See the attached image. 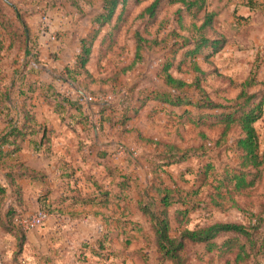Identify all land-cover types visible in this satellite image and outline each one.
<instances>
[{"label":"trees","instance_id":"16d2710c","mask_svg":"<svg viewBox=\"0 0 264 264\" xmlns=\"http://www.w3.org/2000/svg\"><path fill=\"white\" fill-rule=\"evenodd\" d=\"M53 1L56 0H51L48 4L50 7L60 5ZM91 1L87 3L90 4ZM70 3L78 8V12L80 11V3L77 1ZM4 4L12 10L14 19L12 20L22 27L25 37L23 63L19 65V69L12 70L9 81H6L9 82L8 84L5 82L7 75L5 76L1 57L3 51L12 50L13 44L12 41H8V44L4 45V42L0 40V126H2L0 129V170L4 173L6 181V187L0 184V227L16 238L19 249L25 240V229L19 223L24 212V200L22 187L18 181L27 177L35 178L37 175L13 156L20 151L26 137L34 133L39 132L41 135L38 142L39 147L48 148L50 141L45 129L38 127L35 123L33 95L44 97L61 119L66 113L74 110L78 113L76 122L83 120L88 128H91V125L87 121L88 116L82 114L80 105L73 102L68 95L56 91L51 83L39 82L29 77L28 74L32 72L29 65L36 66L39 63L38 51H31L30 41H27L25 34V28H27L25 18L30 13L22 12L8 0H0L2 13ZM136 4V0H100L101 6L91 16L89 30L79 39L80 47L74 57L73 66H64L61 72L51 73V75L55 79L73 85L80 94L87 91L88 84L94 81L93 76L87 70V64L91 59L95 44H97L96 61L100 64L102 60L111 62L108 56L114 49L125 52L126 45L123 41L121 42V37L127 35L133 41L135 47L133 59L108 77L107 80L113 83L122 74L134 69L137 63L142 62L143 54L148 49L164 50L155 72L161 86L152 85L147 89L143 88L137 91L134 98V90L137 88L134 83L128 87L129 96H120L119 101H101L98 103L97 112L100 114L99 127H102V122L105 121L110 128L118 127L115 131L116 136L122 137L130 134L134 136L136 145L153 146L154 150L150 153L149 161L146 162L147 170L149 169L146 173L150 174L146 182L148 187L141 191L148 194L149 190L151 196L149 201H144L143 197L138 198L135 200V205L137 211L149 221L159 259L171 261L173 264H183L180 253L186 242L203 244L205 251L211 252L226 245L230 247L231 240L217 244L215 239L219 236L228 233L246 236L249 233L243 224L214 222L207 226L184 227L178 236H171L168 211L172 206L179 208L175 210L176 215H185L201 204L206 205V196L209 198V203L217 204L212 196H205L201 193V188L210 174L209 170L215 165L211 161L196 169H191L186 165L185 169L179 171V180L170 177L166 168L184 164L194 157L200 158L206 155L205 151L200 150H205V142L208 141L216 156L228 154L232 159L231 163L227 161L223 165L224 177L220 184H227L229 186L227 188L234 194L250 190L261 179L264 166V158L259 153L258 135L255 128V123L264 113V80L257 79L258 72L249 71L245 79L237 86L239 89L234 97L230 98L226 95L230 88H221L222 92L219 90L225 102L233 103V105L227 108V106L213 103L202 92L205 89L201 84L209 72L204 71L200 60L209 62L210 57L223 50L228 43V38L217 29L220 22L219 13L208 10L206 0H153L132 17L131 10ZM242 4L250 11L260 12L259 7H262L260 0H242ZM172 6L177 7L174 11L176 18L171 15L172 10L168 15L165 13V10ZM1 12L0 18H3ZM201 13L202 16L199 17ZM76 16L79 20L82 18V14L76 13ZM239 18L245 21L250 19V17L243 16ZM3 21L4 19L0 20V25L3 26L0 38L4 36L2 33L7 27ZM13 21L9 22L13 23ZM154 24L157 25V29L152 33L148 30V26ZM8 32V35L13 38L16 29L12 26ZM33 48L36 49V46ZM177 74L184 75V78L176 76ZM223 77L220 75V79ZM16 86L18 87L17 96L13 98L12 94ZM258 86L259 88L255 89ZM251 89L254 91H250ZM193 90H198L203 94L195 98L192 95ZM132 99L134 103H131ZM149 103L153 104L147 115L149 119H153L158 113H163L170 127L177 126L178 129L174 130L178 135L180 128L182 130L187 125L190 126L198 140L196 147L182 148L175 142L153 139L135 128H127L128 122L137 117ZM211 109L220 111L208 112ZM206 128L217 131L216 139L212 141L207 139ZM95 156L105 163L107 174L111 177L109 184L105 186L98 180L87 176L86 179L93 184L94 191L91 194L82 195L77 188H71V194L63 197L61 202L67 200L70 206L116 205L120 210L118 217L113 219L111 216L103 215L105 227L100 231L94 245L84 244L83 247L87 248L93 257L103 259V261L127 259V257L140 259L135 251H129L130 249L126 251V246L137 243V235L131 232L141 233L143 231L138 223L127 217L130 214L126 202L129 199L126 195L127 189L133 184L138 185V178L132 173H118L117 168L110 165V161L105 158V152L97 150ZM190 173H193L195 177L188 184L189 181L185 176ZM166 177L169 181L171 180V183H167ZM8 189H10L9 199H7ZM196 198L202 201H196ZM42 206L50 215L55 213L49 204L43 203ZM121 237L124 239L121 240ZM142 251L144 250H141L143 257ZM256 254L261 255L262 259L251 264H264V237L258 243ZM242 260L238 259V255L234 259L236 263Z\"/></svg>","mask_w":264,"mask_h":264},{"label":"rangeland","instance_id":"374dc122","mask_svg":"<svg viewBox=\"0 0 264 264\" xmlns=\"http://www.w3.org/2000/svg\"><path fill=\"white\" fill-rule=\"evenodd\" d=\"M10 2L15 0H8ZM28 0H19V2H25ZM35 0H29V4ZM71 1H77L81 4L78 12V8L75 5H71ZM56 0L60 4H67L70 13L82 14V21L79 25H75V28L71 32V36L74 38V42H77V36L83 34L89 30L90 19L93 14L98 11L100 5V0ZM137 4L132 8V17L136 16L146 5L150 4L153 0H136ZM241 0H206L207 9L214 10L219 13L218 18H220V23L218 25L221 34L228 38V43L223 48L221 54L217 53L210 57L209 62H203L200 60V64L204 71H207V77L205 81L201 84L202 88L205 89L204 96H208V99H211L213 103H217L227 108L233 103L225 102V98H222L221 88H230L227 91V96L230 98L234 97L236 91H238L239 82H241L249 71L258 72L259 78H264V0H261L262 7H259V14L254 18L252 24L249 25L251 21H245L239 18L236 13L238 11V5L241 3ZM51 3V1H48ZM18 5V2H14ZM26 3V2H25ZM48 3V4H49ZM84 3V4H83ZM3 6V18L4 23H6L5 32L2 33L4 36L0 38L4 42V45L8 44V41H12L13 47L12 52L3 51V56L1 57V64L5 70V76L7 75L6 81H9L12 70L19 69V65L23 63V44L25 41L24 33L22 27L14 22L12 10L6 5ZM176 6L168 7L165 10V13L168 15L172 10V16L175 17ZM202 16V13L199 17ZM238 19L237 21L235 19ZM13 19V20H12ZM144 21V19H142ZM141 20V21H142ZM9 21H13L10 23ZM233 22L236 24L233 25ZM14 27L16 32L14 33L13 38L8 35V30L10 27ZM3 26L0 25V32L2 31ZM157 29V25L148 26V30L154 33ZM27 31V30H26ZM145 33V32H143ZM18 35V37H16ZM1 36V35H0ZM80 39V38H79ZM78 39V42H79ZM129 36L121 37V42L123 41L126 45L125 50L127 51L126 58L122 55L117 56L120 50H115L109 54L111 62L103 61L107 76L112 75L117 71V68L121 65H127L130 62L129 53L132 45ZM29 47L31 51L37 50V44L34 37H31L29 33ZM134 45V44H133ZM36 46V49L33 48ZM161 47V46H159ZM14 53V54H13ZM125 53V52H120ZM164 53L162 49H148L144 52V59L142 63L140 62V69L137 67L135 70L127 71L125 74H122L115 83L112 82V85L109 87H100L95 90V93L91 94L96 98V101H110L121 94V96H129L128 87L136 83L137 88L134 90V98L137 95V91L149 88L152 85H157L158 80L154 77L155 65H159L161 54ZM253 55V58L251 57ZM117 56V57H116ZM120 57V58H119ZM123 59H122V58ZM252 59V61L250 60ZM127 63V64H125ZM14 68V69H13ZM103 68V66H100ZM260 69V70H259ZM220 75L224 77L220 79ZM31 78V75L29 76ZM105 77V76H104ZM9 82H6L8 84ZM255 87V89H258ZM254 89V88H253ZM251 89L250 91H252ZM221 92H220V91ZM254 91V90H253ZM226 93V92H225ZM224 93V95H225ZM203 94V93H202ZM198 90H193L192 95L197 98L199 95H202ZM17 96V93H15ZM106 99H105V98ZM134 103L133 99L132 102ZM192 109V108H191ZM194 110V109H192ZM220 110H209L208 112H218ZM144 117V116H143ZM2 126H0V129ZM141 128L147 131L155 138H163L165 141L175 142L179 144L182 148H195L198 144V140L195 137V132L191 129L190 126L179 129V135L174 129H178L177 126H169L167 124L166 118L163 113H158L153 120H146V122H141ZM256 132L258 135L259 142V153L264 158V113L260 120L255 123ZM207 134V139L214 140L217 136V131L205 129ZM235 134V132H234ZM236 135V134H235ZM104 139V138H102ZM179 140H181L179 142ZM206 147L205 151L207 154L202 157H194L189 159L187 162L181 165H174L167 167L166 170L168 175L173 178L178 179L179 171L185 169V166L188 165L191 169H196L206 164L207 162H212L215 166L213 169H210L208 177L201 188V193L205 196H212L216 205L209 203V198L206 196V205H199L193 211L182 215H176L175 210L179 209L178 206H172L169 211V219L171 225V236H178L182 228L188 227L193 228L194 226H207L214 222H233L243 224L248 229V235H236V234H225L219 236L215 239L217 244H221L226 240H231L230 247L228 245L223 246L221 249H214L211 252L205 251V245L199 243H190L186 242L183 250L180 253V258L183 264H251L256 260L262 259L261 255L256 254L258 243L264 237V166L262 167V177L258 180L255 185L250 190H244L240 193L234 194L229 190L227 184H220L221 179H223V165L229 161L232 162L228 154L217 155L214 154L213 150L210 148L208 141L205 142ZM121 156L126 161L127 171H131L132 174L136 175L138 178V183L133 184L127 189V197L129 199L126 201L130 214L127 215L131 221L138 223L143 230L141 233L131 232V234L137 235V243H132L131 245L126 246V251H135L140 259H108L103 261V259H97L93 257L88 251V256L81 253L79 256L83 258L88 257L89 259H67L68 264H173V262L165 260L162 261L159 259V255L156 251L155 238L150 227L148 219L143 217L136 208L135 200L140 197H143L144 201H149L150 191L148 194H145L142 189L148 187L146 184L149 179V169L147 170V161L150 159V153L154 150L152 145L139 146L132 143L131 139L126 138L121 148ZM232 155V154H230ZM215 156V157H213ZM134 157V160H133ZM233 157V156H232ZM235 159V156H234ZM235 160H233L234 162ZM146 169V177H143L142 170L138 165ZM131 169V170H129ZM135 172V173H134ZM4 178V173L0 170V180ZM189 183L193 181L195 175L190 173L188 176H185ZM179 180V179H178ZM167 183H171L169 178L166 177ZM185 184V186H188ZM220 184V186H219ZM139 187L141 188L139 190ZM218 187V188H216ZM10 195V189L7 190ZM144 195H146L144 197ZM199 198V197H198ZM196 198V201H202ZM43 199H41L42 201ZM39 202L42 206L43 204ZM208 201V202H207ZM203 203V202H202ZM175 207V208H174ZM177 207V208H176ZM30 213V212H29ZM180 222V223H179ZM124 239L121 237V240ZM125 241V240H124ZM116 242V241H115ZM114 244V243H113ZM117 248V245H116ZM135 249V250H133ZM141 250H144L143 257L141 256ZM236 255L238 259H243L236 263L234 261ZM76 258H79L78 256ZM50 260V259H49ZM55 260L56 259H52Z\"/></svg>","mask_w":264,"mask_h":264},{"label":"crops","instance_id":"0c3cea01","mask_svg":"<svg viewBox=\"0 0 264 264\" xmlns=\"http://www.w3.org/2000/svg\"><path fill=\"white\" fill-rule=\"evenodd\" d=\"M28 1H25L26 3L19 2V0L12 1L13 4L18 2V5H15L22 12L30 13L25 18L27 24L25 30L28 32V40L30 33L37 44L39 63L36 66L29 65L32 72L28 75H31L33 80L51 83L56 91L65 93L73 102H77L79 92L76 88L69 83L55 79L51 73L57 74L63 70L64 66H73L74 57L80 47L78 39L83 34H79L77 42H74L70 31H73L75 25H79L83 19L79 20L74 13H70L66 3L50 7L49 0H35L30 4ZM240 2L236 15L250 17V25L259 12L250 11L242 4V0ZM43 16L46 17L47 24L43 23ZM235 24L233 22V25ZM217 29L221 33L218 27ZM96 46L97 44L94 45L93 54L87 64V70L93 76L94 81L88 84L87 91L80 93L88 94L93 99L79 104L82 114L88 116L87 121L91 128H88L83 120L76 122L78 120L76 111L71 110L61 119L44 97L33 95L35 123L38 127L45 129L50 141L48 148L39 147L38 142L41 135L39 132L34 133L26 137L20 151L13 156L37 175L35 178L27 177L18 181L23 192V216L33 212L40 205L41 199H43L41 203L49 204L55 213L49 216L43 226L25 230V240L19 249L16 238L0 227V264H68L67 259H89L88 257L83 258L84 255H79L83 253L88 256L87 248L83 245H94L100 231L105 227L103 215L106 214L115 219L120 213L119 208L114 204H109L107 207L100 205L70 206L67 200L61 202L63 197L71 194V188H77L82 195L91 194L94 186L86 179L87 176L98 180L105 186L109 184L111 177L107 174L105 163L95 156L97 150L105 152V158L110 161V165L117 168L118 173H131L127 171V163L122 158L119 149L126 138L131 139L135 144L134 136L130 134L122 137L116 136L115 131L118 127L110 128L105 121L102 122V127H99L100 114L97 111L98 103L101 101H96L97 99L92 94L100 87L110 88L114 84L107 80L109 76L103 72L105 68L102 62L106 60H102L100 64L96 61ZM134 49L132 41L129 53L130 62L134 56ZM117 52V56L122 55L126 58V50L125 53ZM251 57L253 58L252 54ZM139 66L140 64L137 63L132 71ZM157 68L158 65H155L154 77L158 80L156 86H161L160 80L155 75ZM176 76L184 78V75L177 74ZM257 79L264 80V78H259V71ZM17 89L16 86L12 94L13 98ZM120 96L121 94L110 101H119ZM152 105L149 103L137 117L131 119L127 128L132 127L153 139L163 140V138L153 137L141 128L142 121L153 120L147 117ZM138 167L141 168L143 177H146V169L140 164ZM0 184L6 187L4 178L0 180ZM9 198L10 195L7 196V199ZM77 256L79 258H76ZM77 263L80 264L78 261Z\"/></svg>","mask_w":264,"mask_h":264},{"label":"built area","instance_id":"2783aa9c","mask_svg":"<svg viewBox=\"0 0 264 264\" xmlns=\"http://www.w3.org/2000/svg\"><path fill=\"white\" fill-rule=\"evenodd\" d=\"M43 23L47 24L46 17L43 16ZM93 98L88 94H79L77 98V103L82 104L86 101H90ZM50 214L43 206H38L33 212L28 213L21 217L19 223L23 229H34L43 226L45 221L49 218Z\"/></svg>","mask_w":264,"mask_h":264},{"label":"water","instance_id":"95a60500","mask_svg":"<svg viewBox=\"0 0 264 264\" xmlns=\"http://www.w3.org/2000/svg\"><path fill=\"white\" fill-rule=\"evenodd\" d=\"M25 32H26V39L28 40V32L25 30Z\"/></svg>","mask_w":264,"mask_h":264}]
</instances>
